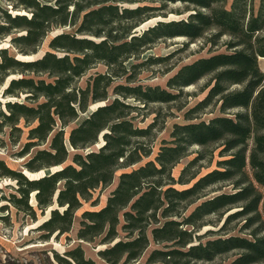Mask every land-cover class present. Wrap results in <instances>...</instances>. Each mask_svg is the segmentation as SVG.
Masks as SVG:
<instances>
[{
	"label": "trees",
	"instance_id": "1",
	"mask_svg": "<svg viewBox=\"0 0 264 264\" xmlns=\"http://www.w3.org/2000/svg\"><path fill=\"white\" fill-rule=\"evenodd\" d=\"M0 1V40L9 38V45L0 47L1 95L25 94L3 103L0 128L10 126L12 136L23 121L28 128L18 155L35 148L23 166L30 173L43 170L32 177L0 159V175L15 182L0 209L11 205L33 221L48 210L36 227L41 237L68 233L82 202L123 169L105 203L82 211L76 232L82 241L100 238L103 247L97 255L105 263L138 260L152 239L162 247L150 251L148 264H203L228 254L226 264H264V74L257 59L264 58V0H258L256 12L251 0H231L229 8L226 0ZM177 2L193 8L183 17L158 19L138 29L150 17H165L167 7ZM207 31L211 44L229 35L227 51L180 65L165 88L135 84L143 66L164 63L172 54L130 59L159 40L184 36L192 42ZM45 39L44 51L26 58ZM99 64L105 70L81 85V77ZM10 74L16 76L7 79ZM207 75L206 94L183 114L188 121L174 123L170 139L141 162L152 154L157 120L136 125L139 111L151 103L179 101L183 87ZM210 106L219 114L194 120ZM214 143H219L221 157L214 168L190 173L204 158L199 150L178 177L172 175L192 146ZM224 181L232 191L208 196L210 186ZM211 214L222 219L221 225L198 232ZM240 219L239 231L245 233H228V225ZM55 259L58 264H95L79 245L56 252Z\"/></svg>",
	"mask_w": 264,
	"mask_h": 264
},
{
	"label": "rangeland",
	"instance_id": "2",
	"mask_svg": "<svg viewBox=\"0 0 264 264\" xmlns=\"http://www.w3.org/2000/svg\"><path fill=\"white\" fill-rule=\"evenodd\" d=\"M231 0H226L224 5L226 8H229ZM254 12H256L259 2L258 0H251ZM0 5L3 6V2L0 1ZM188 8V10H186ZM193 6H187L181 2L171 3L165 11L167 14L165 17L160 15L153 16L148 18V20L141 25H139L138 29H143L148 27L150 24L154 23L158 19H177L178 17H183L187 12L191 11ZM181 11V13H176L175 11ZM54 31L50 32L52 34ZM211 31H207L206 35L203 38L196 39L192 42H188L189 40L184 36H178L174 38H166L163 40H159L156 43L152 44L149 49L141 53L139 58L135 60L130 59L129 62H137L140 60H144L145 58L152 56H164L167 54H172L164 63H153L147 66H143L140 72L136 75V83H142L143 85H158L162 88L166 87V81L170 75H172L180 65L185 63L193 62L192 60L198 57H206L212 53H218L221 51H227V47L225 46V42L230 39L229 35L224 34L218 40L216 44H211L207 38ZM260 34L264 36V31H261ZM188 42L187 45L185 43ZM47 39L43 41L41 46L38 49V52L30 57L33 58L37 55H40L44 49L46 48ZM9 45V38L0 40V47H6ZM9 51L13 54L16 52L9 47ZM22 57V56H19ZM258 67L262 74H264V58L258 57ZM105 70V66L102 64L93 67L89 70L85 75H83L80 79V84L84 85L88 76L93 74L94 72H103ZM16 76L15 74H10L9 77ZM44 77V76H43ZM211 75H207L206 77L200 79L193 85H189L183 87L184 94L179 98L177 102L170 103H151L147 108H144L139 111L137 118L134 119V123L140 126H146L151 123L152 120H157L156 127L153 129L155 139L152 141V154L143 159L144 160L152 158L154 154L158 150V146L162 143V140L170 139V130L174 123H184L188 120L183 117L184 112L192 107L194 103L202 98L207 90L204 89L207 82L210 80ZM6 79V80H7ZM118 82H124V79H121ZM7 83V81H6ZM115 84V83H114ZM264 84V81H262ZM5 86V84L0 86V110L3 106V103L7 101V99H17L22 100L24 97V93H22L20 98L17 97H4L1 95V90ZM113 86V84H112ZM109 88V92L111 93V97L113 96L111 89ZM128 101H131L129 99ZM185 104V105H183ZM219 114L217 107L213 106L208 107L203 113H199L198 116L195 117L194 120L205 119L208 120L209 117ZM74 123L70 124L66 127V130L73 126ZM21 131H15L14 134L10 135V126H4L0 128V159H2L8 166H12L18 170L26 171L29 176L35 177L40 174H43V170L38 171L37 173L28 172L24 166L23 162L32 154L35 150L33 148L31 153L20 157L18 155L19 150L23 146V143L26 140V131L27 126L25 123L20 122L18 124ZM99 143H95L90 148L94 149ZM220 149L219 143L209 144L208 147L203 148L198 145L192 146L189 154L182 157L181 160L173 167L172 175L178 177L181 168L186 165L191 158L197 154L199 150L204 151V158L198 159L195 166H193L190 170V173L197 172L198 175L203 174L209 171L211 168H214L216 165L217 159L221 157L218 156V151ZM128 169V168H125ZM124 171L123 169H118L114 174V179L105 188H96L93 191L92 197L82 202L81 208L78 209L73 217V224L68 233L51 235L50 238L45 239L41 237V231H37L36 227L39 225L40 221L46 218L48 215V210L44 214L38 213L37 220L33 221L28 215H24L23 212L18 211L13 206H9L7 209H0V264H58L55 259V253L63 254L67 249L79 245L82 250H84L85 256L90 257L95 264H107L97 255V249L103 247L101 243H99V239L97 238L94 241H85L79 240L76 236V232L80 226L81 213L85 209L96 210L102 206L107 197L110 195L111 189L116 185L118 181V174ZM13 185H15L14 180L9 179L0 175V206L6 203L7 201L3 198V195L8 196V193L13 190ZM176 188H182L186 185H174ZM232 184L228 181H224V183H217L207 190L209 193L208 196H211L216 193L221 192H230L232 191ZM196 204H192L189 206L188 211L191 210ZM236 210L235 207L229 209L226 213ZM225 213V214H226ZM121 220V218H120ZM206 224L201 227L198 231L200 233L204 232L207 229H217L221 223L222 219L219 220L216 214H211L206 217ZM243 219L232 221L228 226L230 227L228 233L233 234H244L245 231L240 230V224L243 222ZM123 220H121V223ZM120 223V225H121ZM120 225L118 226V231L120 237H123V233L120 231ZM149 234V230H148ZM151 239V234H149ZM155 247H162V244H156L152 241L149 242L147 249L141 255V257L128 264H148L146 263V258L150 251ZM231 258V254L223 256L221 258H215L212 262H203V264H226L227 261ZM121 264V263H120ZM155 264H162L161 262H157Z\"/></svg>",
	"mask_w": 264,
	"mask_h": 264
}]
</instances>
